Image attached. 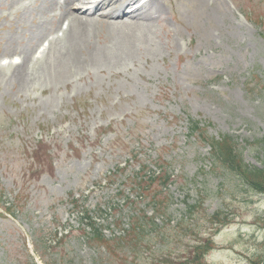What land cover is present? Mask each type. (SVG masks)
<instances>
[{"label":"rangeland","instance_id":"rangeland-1","mask_svg":"<svg viewBox=\"0 0 264 264\" xmlns=\"http://www.w3.org/2000/svg\"><path fill=\"white\" fill-rule=\"evenodd\" d=\"M156 2L151 50L141 43L122 63L65 72L73 78L57 87L32 77L23 92L0 81V196L13 212L0 216V264L34 263L24 238L42 264H164L212 232L216 211L231 223L213 235L206 263L264 264V195L212 171L209 146L187 129L198 119L208 136L230 134L248 164L264 161V30L242 18H264V0ZM23 24L30 17L10 20L0 41L15 34L20 49L34 45L37 30ZM41 138L39 164L29 150ZM160 169L168 185L142 194L139 180ZM86 210L107 246L90 239ZM137 213L157 226L120 239Z\"/></svg>","mask_w":264,"mask_h":264},{"label":"bare ground","instance_id":"bare-ground-1","mask_svg":"<svg viewBox=\"0 0 264 264\" xmlns=\"http://www.w3.org/2000/svg\"><path fill=\"white\" fill-rule=\"evenodd\" d=\"M36 1L34 4L40 3L35 9L39 16L36 30H53L62 16L68 24L63 36L53 37L48 52L34 64L25 57L17 64L0 66V80L13 82L14 87L21 84L18 88L23 92H27L29 78L39 84L50 81L57 87L73 78L66 73L87 70L88 66H97L101 71L105 64L122 63L136 50H143L141 43L147 50L153 48L148 33L161 10L156 0H64L62 4L55 0ZM56 8L59 11L46 18L47 12ZM11 35L0 53L19 51L26 56L27 51L15 45V34Z\"/></svg>","mask_w":264,"mask_h":264},{"label":"trees","instance_id":"trees-1","mask_svg":"<svg viewBox=\"0 0 264 264\" xmlns=\"http://www.w3.org/2000/svg\"><path fill=\"white\" fill-rule=\"evenodd\" d=\"M190 130L191 132L197 131L196 122H192L190 124ZM199 136L203 140H207L203 135V133H199ZM211 145L213 148V154L215 156V162L227 166L226 164L230 162V152H231L232 143H230L227 137H224L221 141H217V140L211 141ZM238 165H239L241 177L248 183L251 190L264 193V164L263 167L261 168L255 166L241 167L240 163ZM220 167L221 166L215 168H220ZM160 178L163 180V182H166L168 176L166 174H162ZM209 248L210 246L208 240L206 244L202 245L197 250L196 255H194L192 261L195 263L198 262L199 259H202L203 255Z\"/></svg>","mask_w":264,"mask_h":264}]
</instances>
